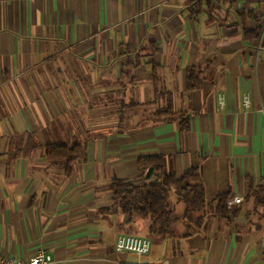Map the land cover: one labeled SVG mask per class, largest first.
Returning <instances> with one entry per match:
<instances>
[{"label": "crops", "instance_id": "crops-1", "mask_svg": "<svg viewBox=\"0 0 264 264\" xmlns=\"http://www.w3.org/2000/svg\"><path fill=\"white\" fill-rule=\"evenodd\" d=\"M48 145L81 152L66 166ZM145 157L177 177L199 169L210 212L201 231L185 236L178 223L152 243L136 220L127 234L108 184L145 183ZM262 179L264 0H0L2 258L264 264V218L247 197ZM227 193L230 221L214 216ZM119 235L148 239L149 252H116Z\"/></svg>", "mask_w": 264, "mask_h": 264}, {"label": "trees", "instance_id": "trees-1", "mask_svg": "<svg viewBox=\"0 0 264 264\" xmlns=\"http://www.w3.org/2000/svg\"><path fill=\"white\" fill-rule=\"evenodd\" d=\"M248 40H257L260 30L245 34ZM176 120L179 130L188 129L186 112H178ZM48 156L61 159L66 166L75 162L80 155V145L59 146L48 145L45 148ZM141 174L151 168V178L139 186L129 188L121 180H112L108 189L112 193L111 210H116L128 217L129 231L136 220H147L146 237L152 242H162L175 236V226L180 223L185 236L198 233L204 227L209 216V205L205 201L204 188L198 168H190L180 177L173 172H167L165 161L162 157H145L137 161ZM230 195H218L215 199L214 216L226 221L236 216V212L229 210L226 202ZM247 197L253 198L251 214L264 218V179L253 188Z\"/></svg>", "mask_w": 264, "mask_h": 264}, {"label": "built area", "instance_id": "built-area-1", "mask_svg": "<svg viewBox=\"0 0 264 264\" xmlns=\"http://www.w3.org/2000/svg\"><path fill=\"white\" fill-rule=\"evenodd\" d=\"M218 104L223 105V97H217ZM244 106H247V97H244ZM151 243L148 239L132 235H119L115 240V251L126 252L135 256H143L150 250ZM0 264H52V258L44 251H38L28 261L19 259H4L0 256Z\"/></svg>", "mask_w": 264, "mask_h": 264}, {"label": "water", "instance_id": "water-1", "mask_svg": "<svg viewBox=\"0 0 264 264\" xmlns=\"http://www.w3.org/2000/svg\"><path fill=\"white\" fill-rule=\"evenodd\" d=\"M151 172H152L151 168L147 169V171L145 172V178H149L151 175Z\"/></svg>", "mask_w": 264, "mask_h": 264}]
</instances>
